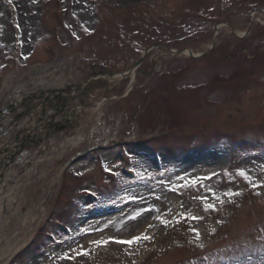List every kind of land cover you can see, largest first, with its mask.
Returning <instances> with one entry per match:
<instances>
[{"label":"rangeland","instance_id":"1","mask_svg":"<svg viewBox=\"0 0 264 264\" xmlns=\"http://www.w3.org/2000/svg\"><path fill=\"white\" fill-rule=\"evenodd\" d=\"M0 172V264H264V0H0Z\"/></svg>","mask_w":264,"mask_h":264},{"label":"snow or ice","instance_id":"2","mask_svg":"<svg viewBox=\"0 0 264 264\" xmlns=\"http://www.w3.org/2000/svg\"><path fill=\"white\" fill-rule=\"evenodd\" d=\"M240 175H244L243 173H240ZM211 207V206H210ZM192 219H196V217H192ZM143 239H148V237H142ZM137 240L141 239V237H136ZM128 243H131V241H129Z\"/></svg>","mask_w":264,"mask_h":264},{"label":"water","instance_id":"3","mask_svg":"<svg viewBox=\"0 0 264 264\" xmlns=\"http://www.w3.org/2000/svg\"><path fill=\"white\" fill-rule=\"evenodd\" d=\"M147 54H148V52L145 53V55H147ZM142 61H143V59H141V61L139 62V65L142 63Z\"/></svg>","mask_w":264,"mask_h":264},{"label":"bare ground","instance_id":"4","mask_svg":"<svg viewBox=\"0 0 264 264\" xmlns=\"http://www.w3.org/2000/svg\"><path fill=\"white\" fill-rule=\"evenodd\" d=\"M143 234V231L140 233V235Z\"/></svg>","mask_w":264,"mask_h":264}]
</instances>
